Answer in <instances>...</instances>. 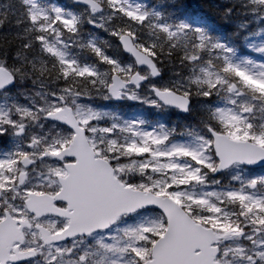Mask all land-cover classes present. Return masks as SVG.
<instances>
[{
  "label": "snow or ice",
  "instance_id": "6c2138e0",
  "mask_svg": "<svg viewBox=\"0 0 264 264\" xmlns=\"http://www.w3.org/2000/svg\"><path fill=\"white\" fill-rule=\"evenodd\" d=\"M0 264H264V0H0Z\"/></svg>",
  "mask_w": 264,
  "mask_h": 264
}]
</instances>
